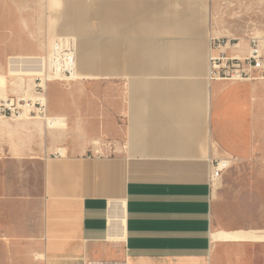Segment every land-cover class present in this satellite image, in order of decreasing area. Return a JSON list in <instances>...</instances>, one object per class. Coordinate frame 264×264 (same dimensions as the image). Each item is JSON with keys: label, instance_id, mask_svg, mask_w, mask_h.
I'll list each match as a JSON object with an SVG mask.
<instances>
[{"label": "crops", "instance_id": "1", "mask_svg": "<svg viewBox=\"0 0 264 264\" xmlns=\"http://www.w3.org/2000/svg\"><path fill=\"white\" fill-rule=\"evenodd\" d=\"M8 1L26 30L17 48L0 37L1 93L34 94L2 73L52 36L77 64L46 85L64 126L0 118V264H264V201L245 212L237 171L264 125L250 81L207 78L213 0ZM59 9L66 30L49 26ZM214 158L232 159L217 179Z\"/></svg>", "mask_w": 264, "mask_h": 264}, {"label": "rangeland", "instance_id": "2", "mask_svg": "<svg viewBox=\"0 0 264 264\" xmlns=\"http://www.w3.org/2000/svg\"><path fill=\"white\" fill-rule=\"evenodd\" d=\"M23 8L24 6L20 7L14 2L0 0L1 41H3L4 38L8 44L10 43L15 46V48L24 45L23 33L26 29L22 23L21 15L17 16V14H19L18 12ZM48 15L50 16L49 26L52 30H56V28H64V30H66L68 28L70 17L65 9H59L56 13L49 12ZM210 20L215 32L214 35L218 37L240 38L241 41L252 37L261 42V40L264 39V0H213ZM64 35L66 36L68 34ZM57 37L58 36H52L49 39V45L53 39ZM17 53L25 54L22 52H16V54ZM42 54L43 53L39 55ZM30 60V62H34L36 58ZM2 74L6 77L5 86H11L13 91H21L23 88L32 87L34 90V76H10L7 72ZM71 81L73 80H62L61 82L67 83ZM51 84L53 83H49L48 86L50 87ZM251 84L253 89V122L264 125V80L251 81ZM240 90L244 92L247 91V88L243 87ZM48 91L45 93L46 95ZM7 95L6 92H0V97H5ZM263 133L264 130H262V134ZM261 138L263 141L264 136L262 135ZM259 141L260 137L258 135L257 145ZM237 171L239 175L238 184L249 188L251 191L246 194L244 198L240 199V201L252 203V209H246L245 212L251 214L254 218V216L259 213L258 210L254 209V207H257L254 206L255 203L264 201V146L262 148L257 146L254 155L242 167L237 168Z\"/></svg>", "mask_w": 264, "mask_h": 264}, {"label": "built area", "instance_id": "3", "mask_svg": "<svg viewBox=\"0 0 264 264\" xmlns=\"http://www.w3.org/2000/svg\"><path fill=\"white\" fill-rule=\"evenodd\" d=\"M246 45L240 44V38L210 37L208 41L209 80L255 81L264 80V39L258 41L249 37ZM30 61V60H27ZM76 49L67 38H56L48 49L39 55L36 62H26L24 67H38L41 75L34 76L35 97L22 98L17 95L0 97V116L15 118L25 111L31 116L43 117L46 104L42 79L45 77L66 80L76 72ZM15 67L16 65H11ZM231 158L210 159V175L217 179L231 165Z\"/></svg>", "mask_w": 264, "mask_h": 264}, {"label": "bare ground", "instance_id": "4", "mask_svg": "<svg viewBox=\"0 0 264 264\" xmlns=\"http://www.w3.org/2000/svg\"><path fill=\"white\" fill-rule=\"evenodd\" d=\"M7 36H8V34H7ZM6 39H7V37H6ZM20 40V39H19ZM21 40H22V38H21ZM14 41V40H13ZM19 43V42H18ZM240 44L242 45V46H244V45H246V42L245 41H241L240 42ZM33 57H35L36 58V60H37V58H39V56H33ZM12 58V57H11ZM11 58H9V60H8V67H9V69H10V62H11V60L13 61L14 59H11ZM18 60H20L19 58H18ZM22 60V59H21ZM20 60V61H21ZM15 61H17V60H15ZM19 61V62H20ZM19 65V64H18ZM12 72H14V73H16V74H20V75H13V74H10V71L8 70V73H9V75H11V76H23V75H29V76H38V75H41V72H40V69L38 68V67H36V66H34V67H23V65L21 64V65H19L17 68H15ZM75 78V74L73 73L72 74V76L70 77V78H67L66 80H72V79H74ZM53 80H62V79H56V78H50V77H47V78H43L42 79V86L44 87V91H45V93H46V85H47V83L48 82H50V81H53ZM251 82V81H250ZM35 86V85H34ZM22 98H34L35 97V90H34V94L33 95H26V94H22V95H20ZM42 98L44 99V101H45V104H46V94L45 95H43L42 96ZM46 113H45V116H43V117H35V116H31V115H29L28 113H27V111H25L23 114H20L19 116H17V117H15L14 119H16V118H19V117H25V118H31V117H33V118H39V119H41L42 121H43V124H44V127L46 128V129H50V128H55V127H61V126H64L65 125V118H63V117H56V116H50V115H48L47 114V104H46ZM0 118H4V117H2V116H0ZM60 151L61 152H63L64 151V148L63 147H61L60 148ZM58 153L60 154V152L58 151ZM232 162V161H231ZM110 209H112V207L110 208ZM113 210V209H112ZM113 214V213H112ZM115 216L117 217V215L115 214ZM114 218V217H113ZM116 219V218H115ZM117 220V219H116ZM113 221V220H112ZM118 221V220H117ZM114 222H115V220H114ZM120 222V221H119ZM110 230H112V229H110ZM120 238V237H119Z\"/></svg>", "mask_w": 264, "mask_h": 264}]
</instances>
